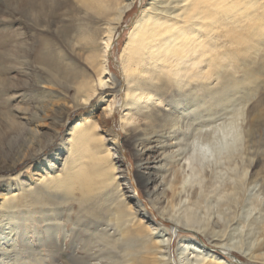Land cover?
<instances>
[{
    "label": "bare ground",
    "instance_id": "bare-ground-1",
    "mask_svg": "<svg viewBox=\"0 0 264 264\" xmlns=\"http://www.w3.org/2000/svg\"><path fill=\"white\" fill-rule=\"evenodd\" d=\"M134 1H5L30 34L18 33L17 55L32 65L21 64L30 113L0 153L1 172L16 168L0 176V264H264V144L254 149L252 126L264 107V0H150L118 30ZM126 27L115 76L107 51ZM77 60L95 79L74 75ZM247 87L252 97L237 103ZM99 90L111 99L96 120ZM65 123L63 144L50 146ZM141 196L164 204V222L147 224Z\"/></svg>",
    "mask_w": 264,
    "mask_h": 264
},
{
    "label": "rangeland",
    "instance_id": "rangeland-1",
    "mask_svg": "<svg viewBox=\"0 0 264 264\" xmlns=\"http://www.w3.org/2000/svg\"><path fill=\"white\" fill-rule=\"evenodd\" d=\"M5 1L6 0H0V153L4 154V156L7 155V153H8L7 142L9 140L10 134L12 132H15L16 129H19V126H20L19 121L21 119L20 117H22V115L25 116V113H30V110H31V106H29L30 95H29V87L27 85V75H26V69H25L26 65H21V64L22 63L27 64L29 66V69H31V65H32V63L31 64L28 63V61L30 60V56H25L26 51L24 52L23 57H18V55H17L18 53H20L24 50V48H19V45H20L21 41L23 40V37L21 35H18V33L23 32L25 30V33H26L25 38H27V36H30V34L26 32L27 28L24 26L23 18L17 13V11H12L10 7L6 8ZM149 1L150 0H135L134 5L131 7L130 11L121 20V25L118 27V30L122 26H124L125 23H128L132 17L134 19L138 15L139 9L146 7L147 4L149 3ZM14 17H15V19H14ZM11 18H13V19H11ZM7 22L9 24H11L12 27H10V28H12L13 36L16 39L15 44H13L12 46H10V44H9V36L10 35H9L8 27L6 26ZM131 25H132V23L129 24L127 27L130 28ZM127 27L124 28L122 32H120L119 36L116 39H115V37H116L117 33L115 34L114 38L112 37L113 39L111 40V47L109 48V51H107V58H108L107 69L111 70V72H114L115 76L120 75V73H119V68H120L119 67V58L121 59V56H119V53L121 52L124 44L128 41L129 33L127 32L128 31ZM8 48L11 49V52L15 56V59L10 61V62H7L5 59L6 50ZM111 49L113 52L112 56L114 58L110 57V55H109ZM88 52H93L95 55L96 54L103 55L102 51L99 52L98 50H91ZM115 59L116 60L118 59V67H116ZM74 75L78 78H80L81 76H86V77L93 76V78L95 79L94 69L88 63L84 62L83 60H77L76 61L75 69H74ZM235 75H233V77L235 76L234 79H237L240 74H235ZM262 85L264 87V84H262ZM44 87L47 89H53L47 85H45ZM100 91L101 90H99L96 93V95L94 96V99L92 101L96 106L95 110L93 111L92 117H93V119H96V120L101 119V116L99 115L98 107L99 106L105 107L107 105L108 101H110V99H111L110 95H106L105 97H102L103 94H100ZM102 91L104 92L105 90H102ZM175 91L179 92V90H175ZM228 92H229V90H228ZM253 93H254L253 90H250L247 87L240 94V96L236 97V100H237L236 102L240 103L241 100H243V102H245L246 100H248V98L252 97ZM118 96L120 98V103H119V106H120L122 99H123L122 92L120 94H118ZM247 96H248V98H247ZM98 98H99V100H101L102 103L97 101ZM154 100H156V99H154ZM169 100H170L169 97H166V98L163 97V99L160 101L157 108L159 110L164 109L165 108L164 105L165 104L167 105ZM243 102H242V104H243ZM141 103H143V101ZM237 103L230 106L231 107L230 109H232V113L235 110H237L239 107L241 108V106H240L241 103L240 104H237ZM86 109H87L86 107H82V108H79L78 111H73L71 113V117L76 115L77 113H80V112L86 110ZM215 110L220 111V112H225L219 108H215ZM121 111L122 110L119 108V110H117L111 116V118L113 120L112 126L117 131L119 130L118 129L119 124L121 122V114H122ZM262 113H263V115L261 116V118L258 121H256L254 125H252L254 128V131L256 133V139L254 140V144H255L254 149L257 148L258 150H260V147L262 148V145L264 144V132H263V128H264V107H262ZM227 115L229 116L228 113L223 115V116L227 117ZM222 119L223 118H219L217 120H214L213 123L216 124V122L218 123V122L222 121ZM69 122H71V119ZM235 122H237L236 126L238 128L240 125L243 126V121L240 119V117H237V119H235ZM98 124H100V121H98ZM204 124H206V123H204ZM144 125L145 124H142V126H144ZM68 127H70L69 123H65L63 129H60L58 131L57 138L52 139L50 141L49 145L52 146L54 144H63L66 136H68V132H67ZM43 128H44L43 129L44 131L48 130V131L52 132L47 127H43ZM240 128H241V126H240ZM97 129H98L97 130L98 133L103 134L101 131V129H102L101 124L98 126ZM121 133H123V132H121ZM104 136L107 137L106 135H104ZM151 145H153V144H151ZM259 145H261V146L259 147ZM63 154H65V153H63ZM122 156L124 158V162L126 164L128 162V165H126V166L128 168V172L131 173V163H133V159L131 158L130 151L127 150L126 152H124L122 150ZM27 162H28L27 160L22 161L21 164L19 163V167L27 166V164H28ZM59 164H60V162H59ZM59 164L57 166H59ZM27 169H30V171H32L31 166H29ZM15 173H16V168L10 170L9 173L0 171V176L8 175L9 177H12ZM124 173L126 176V169L124 170ZM32 177L35 178L36 175H32ZM141 197L147 202L146 203L144 201L145 203H143L142 205H143L144 210L147 212V214L149 215V217L151 219V221L147 222V224L154 226L153 221L156 222L155 218L157 220L164 222L163 216L167 215L169 213L168 209H164L162 211V209L160 208V206H162L164 204L158 205V206H153L149 202L148 199H146L144 196H141ZM146 208H148L149 210H147ZM62 218H65V216ZM69 227H70V224H68V228ZM65 228H67V227H65ZM177 228H178V230H180V232H179L180 235H184V234L188 235V237H193L197 241H202L205 245L208 246L206 235L204 233H202L201 231H196L192 228L185 229V228L179 227V226ZM182 230H189L190 234H188V232L186 233L185 231H182ZM166 236H169L171 241H173L174 238H172L170 233H169V235H166ZM217 248H220V247H217ZM233 254L235 256H237L238 258L246 260V258L243 257L242 254L237 252V251L233 250ZM223 259L228 260L229 257L225 256ZM246 261H248V260H246Z\"/></svg>",
    "mask_w": 264,
    "mask_h": 264
},
{
    "label": "water",
    "instance_id": "water-1",
    "mask_svg": "<svg viewBox=\"0 0 264 264\" xmlns=\"http://www.w3.org/2000/svg\"><path fill=\"white\" fill-rule=\"evenodd\" d=\"M120 34V32L118 33V35ZM234 260V259H233ZM236 260V259H235ZM236 262H238L237 260H236Z\"/></svg>",
    "mask_w": 264,
    "mask_h": 264
}]
</instances>
